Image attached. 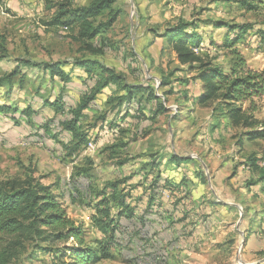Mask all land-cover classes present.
I'll return each instance as SVG.
<instances>
[{"label":"rangeland","instance_id":"rangeland-1","mask_svg":"<svg viewBox=\"0 0 264 264\" xmlns=\"http://www.w3.org/2000/svg\"><path fill=\"white\" fill-rule=\"evenodd\" d=\"M93 1L0 0V180L45 185L62 181L70 190L80 188V196L65 207L83 232L85 246L95 251L90 264H264V183L250 185L259 174L248 166L256 157L264 168V139L249 141L245 129L232 128L223 116L213 114L215 105L200 107L198 70L182 66L163 38L170 28L185 22L193 24L205 45L222 44L234 37L233 26L250 24L254 30L235 48L250 69L264 72V42L257 35L264 30V0H255L253 11L244 7L245 0H115L111 9L90 19L95 27L112 16L115 21L87 38L74 11ZM65 10L70 14L55 25ZM210 48L200 54L227 72L234 61L230 50ZM83 60L113 69L121 85L111 83L85 112L83 131H89L95 150L89 151L88 143L81 153L70 156L64 146L70 136L61 132V116L43 100L52 104L63 96L67 108L75 105L88 87V74L76 68ZM49 64H60L72 82L65 85L53 79L45 69ZM125 85L146 88L135 99L139 112L119 102L126 95ZM152 90L161 97L166 113L154 115L148 100ZM254 102L255 130H264V96ZM243 106L247 109L249 103ZM28 110L36 114L32 123V118L18 114L16 124L3 114ZM44 125L52 137L44 135ZM175 156L189 159L182 169L191 174L183 186L197 198L191 204L198 208L192 221L203 225L208 219L209 229L181 246L151 245L140 234L111 239L118 210L111 204V218L104 220L100 213L94 220L96 195L117 179L129 181L120 190L130 198L142 195L149 189L145 175L153 167L172 172L179 165L172 159ZM83 169H89L90 184L83 179L75 182ZM167 198L171 204L182 201L180 195ZM72 249H80L74 239L37 241L0 235V250L7 252L8 264H70Z\"/></svg>","mask_w":264,"mask_h":264},{"label":"trees","instance_id":"trees-1","mask_svg":"<svg viewBox=\"0 0 264 264\" xmlns=\"http://www.w3.org/2000/svg\"><path fill=\"white\" fill-rule=\"evenodd\" d=\"M114 3L115 0H95L89 7L79 8L74 11V19L80 23L83 36L94 38L100 33L102 28L112 25L115 21V16H112L107 23L101 24L102 26L100 25L99 27H95L90 19H95L102 15L106 10L111 9ZM243 5L248 11H253L257 7L255 0H245ZM69 14L70 11L68 10L62 11L61 17H57L54 24L58 25ZM66 24L69 26V22H66ZM192 26L193 24L180 22L166 31L163 38L182 66H188L190 71L198 70L197 80L202 83L201 92L197 98L198 105L200 107L215 105L212 109L213 114L218 113L223 116L232 128L245 129L246 132L243 135L247 140L264 139V130H255L258 122L255 121L252 115L256 111L254 99L264 96V72L250 69L246 59L235 48L244 38V35L254 30V27L250 24L233 26L232 34L234 37L231 40L229 38L223 41L222 44L210 42L209 45H205L202 36ZM224 26V24L219 25V27ZM257 35L264 42V30H259ZM215 45L219 48L229 49L234 57V61L227 72L214 66L212 60H208L200 54L202 50H210V46ZM2 59H5V57H2ZM76 68L88 74V82H86L88 87L86 91H82L83 95L75 105L67 108L66 103L64 104L63 96L52 104H48L46 100H43L44 105L51 106L55 109L57 116H61L59 121L61 132L70 136V141L64 145L70 156H76L81 153L82 149L89 143V131H83L82 127L85 112L91 108L96 97L111 83L121 85V77L116 75L113 69L102 66L98 62L83 60L77 63ZM45 69L53 79H60L65 85L72 82V77L62 69L60 64H49L46 65ZM168 84L169 82H163L162 85ZM123 87L126 89V95L124 98L119 99V102H126L130 111L134 109L139 112L141 106L138 100V104L136 103L135 99L144 94L147 91L146 88L127 85ZM148 100L149 103H153L154 115L158 116L168 111L161 97L154 90L148 92ZM245 103H249L247 109L243 106ZM66 108L69 110V114L65 113ZM3 114L10 115L16 124H19L16 118L18 114L21 118L25 116L27 117L26 119L32 118L31 123L33 118L36 117L35 112H29V110L24 113L11 111ZM45 127L46 125H44V135L52 137L49 134L48 127ZM90 128L88 127V129ZM172 159L179 165L189 161L187 158L178 156ZM262 164L263 162L256 157L250 159L248 166L253 172H258L259 174L258 180L251 183V186L256 187L258 183H264V168ZM155 168L153 167L148 174L150 176L153 175V177L149 178L148 175L144 174L149 189L142 195L136 193L130 198L123 190L121 191V186L129 182L126 179H117L109 182L96 195L98 204L92 205L95 211L94 213L91 212L94 220L99 218L100 213H104V218H102L104 220L111 218V204L118 210L117 226L112 229L114 234L111 239L124 235L130 238L133 234H140L141 240L145 239V243L158 244V234L156 236L155 232H157L158 225L164 219L163 199L165 196L162 195L163 192H170V195L176 193L174 194L176 197L182 195L185 205L191 200L192 194L183 186L187 185L184 184L183 180L178 185H174L168 180L162 181L159 174L157 176L154 175L156 172ZM78 174L81 179H76L75 182L83 179L85 183L90 184L87 180V177H90L89 169H83ZM74 189L70 190L69 186L62 181L45 185L40 181L34 180H0V235H20L28 240L37 241H68L74 239L78 242L80 249L68 250L72 251V263L70 264H90L94 259L95 251L91 247L85 246L82 237L83 232L69 219L65 207L66 204L80 196V188L75 187ZM101 205H106V208H99ZM186 215L190 217L192 211L189 210ZM170 219L174 220L172 217ZM181 220H184L183 217L179 218L177 216L176 223ZM111 221L114 220L111 219ZM193 224L196 225L195 231L202 222H193ZM48 229H52L53 232L48 233ZM66 251L67 248H63L62 252L66 253ZM156 252L162 257V251L157 250ZM6 253V251L0 250V264L9 263V259L5 256Z\"/></svg>","mask_w":264,"mask_h":264},{"label":"crops","instance_id":"crops-1","mask_svg":"<svg viewBox=\"0 0 264 264\" xmlns=\"http://www.w3.org/2000/svg\"><path fill=\"white\" fill-rule=\"evenodd\" d=\"M199 87H201V84H199ZM198 95H195L194 98H196ZM179 167V168H178ZM182 164L181 165H174L172 172H163L161 169L155 168V173L154 175L157 176L158 174L162 178V181L168 180L170 183H174V185H178L181 183L183 179H188L190 180L191 174L186 172V170L182 169ZM186 172V175L184 174ZM149 178L153 177V175H148ZM161 181V182H162ZM129 183V182H128ZM170 194V192H165L164 193V216L162 223L158 225V245H186L188 242L197 240V236L199 235L202 230L206 231L208 230L211 226V221L206 220V222L203 225L197 226L196 230L194 231V228L196 225L193 224L191 216H187L186 212L189 210L195 212V209L198 210L197 206L194 207V205H191L194 203L195 199H197L195 196H191V200L185 205L184 199L182 200V195H180V200H182V203H177L174 202V204H171L170 201H168L167 194ZM172 194V193H171ZM176 194V193H174ZM172 194V196L175 197V195ZM184 204V205H183ZM210 211L209 209H205L204 212ZM185 213V214H184ZM177 216L179 218L183 217V221L181 220L180 222L176 223ZM186 216V217H185ZM173 218L174 220L172 221L170 218ZM163 255V253H162ZM165 256V254H164Z\"/></svg>","mask_w":264,"mask_h":264},{"label":"built area","instance_id":"built-area-1","mask_svg":"<svg viewBox=\"0 0 264 264\" xmlns=\"http://www.w3.org/2000/svg\"><path fill=\"white\" fill-rule=\"evenodd\" d=\"M95 148H96V145L93 144L92 142H90V143L88 144V146H87V149H88L89 151H93V150H95Z\"/></svg>","mask_w":264,"mask_h":264}]
</instances>
